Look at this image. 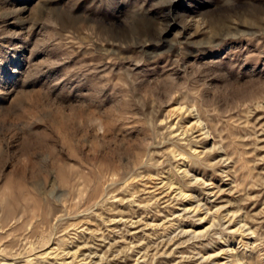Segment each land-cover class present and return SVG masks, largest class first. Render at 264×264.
<instances>
[{"label":"rangeland","instance_id":"rangeland-1","mask_svg":"<svg viewBox=\"0 0 264 264\" xmlns=\"http://www.w3.org/2000/svg\"><path fill=\"white\" fill-rule=\"evenodd\" d=\"M0 264H264V0H0Z\"/></svg>","mask_w":264,"mask_h":264},{"label":"bare ground","instance_id":"bare-ground-1","mask_svg":"<svg viewBox=\"0 0 264 264\" xmlns=\"http://www.w3.org/2000/svg\"><path fill=\"white\" fill-rule=\"evenodd\" d=\"M194 122V121H193ZM181 193V192H180Z\"/></svg>","mask_w":264,"mask_h":264}]
</instances>
